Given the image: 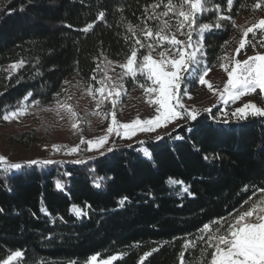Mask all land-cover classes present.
Instances as JSON below:
<instances>
[{"label":"trees","instance_id":"trees-1","mask_svg":"<svg viewBox=\"0 0 264 264\" xmlns=\"http://www.w3.org/2000/svg\"><path fill=\"white\" fill-rule=\"evenodd\" d=\"M255 2L233 0L229 12L227 0H204L195 20L214 25L224 15L236 24L242 15L264 14L251 10ZM165 3L0 0V122L24 101L56 102L70 81L91 84L105 57L125 61L132 45L125 39L127 26L155 29L159 21L149 17L164 11ZM170 15L163 19L172 25L176 17ZM220 23L204 33L212 67L222 62L218 57L231 40L241 37L229 20ZM88 24L93 27L83 31ZM143 54L140 49L138 59ZM256 94L264 107V93ZM37 138L27 132L19 141L29 146ZM110 148L77 160L82 163L20 162V169L10 170L0 164V264L16 251L22 256L12 264H84L97 254L119 257L113 264H179L182 250L185 264H197L201 250L206 258L211 253L200 239L208 235L205 225L224 228L264 196V116L237 120L214 107L161 139ZM187 241L195 247L183 249Z\"/></svg>","mask_w":264,"mask_h":264},{"label":"snow or ice","instance_id":"snow-or-ice-1","mask_svg":"<svg viewBox=\"0 0 264 264\" xmlns=\"http://www.w3.org/2000/svg\"><path fill=\"white\" fill-rule=\"evenodd\" d=\"M227 4L228 11L230 12L233 0H227ZM151 7L156 9L160 5L153 4ZM163 7L164 11L159 14L154 12L149 17V19L159 21L155 29L146 26L140 28L138 32L137 28L131 24L127 26L130 36H126L125 39H132V45L130 46L129 53L125 57V62L109 68L108 66L113 65V62L107 61L105 57L106 64L103 69V76L98 81L100 87L94 88V85L90 84L85 89L87 94L96 102L97 109L100 108V105L105 100L110 103L113 111L104 114L105 119L109 117L111 119V126L107 128V133L115 132L116 135H123L130 138L137 132H154L156 129L166 127L167 124L177 119L187 118L192 121L197 120L201 110L196 107L188 108L182 103L181 85L189 76L193 77L200 85H206L224 103L238 101L245 95L256 93L257 90L260 93H264V54L260 52H256L254 55L247 56L246 59L242 60L229 57L228 55L218 57V60L222 61L219 67L227 74V81L222 91L214 89L212 83L205 79L211 71V68L206 63H202V60L198 58V56L203 55L204 33L205 31H211L213 27L216 29L221 28L220 21L222 20H229L234 28L237 27L235 20L231 16L218 15L214 25L204 23L197 26L195 18L205 10L203 0H178L176 4L173 3V0H167V3ZM258 9H264V0H256L252 5V11ZM215 10L219 11L218 5ZM145 11L147 12V8H145ZM170 13L177 18L174 25L175 31H172V25L163 19L164 17H169ZM103 15L102 12L99 13L101 19ZM92 27V24H88L83 31L87 32ZM185 28L187 29L186 31ZM194 29L198 30L199 36L195 42L192 40ZM239 30L242 38L238 41V47L235 49L236 56L248 44L254 49L257 47V43L249 41L247 38L250 33L255 37L257 30L260 31L261 37H264V19H259L252 23L251 26L240 27ZM177 35L184 36L185 39L180 40L177 38ZM227 43L225 42V46ZM259 46L264 47V39L259 41ZM140 49H145V54L138 59ZM154 52L158 58H154ZM22 64L23 61L20 62V66ZM11 67L16 68L18 65H12ZM116 67H119L121 71L117 73ZM96 71H101L100 64H97ZM109 71L113 75H109ZM138 76L142 77L145 82L140 83L137 81ZM126 77L139 84V87L147 95V102L149 104L157 106L155 109L157 114L154 117L145 120L137 117L130 123L118 124L114 110L119 98L127 94V90L123 84V80ZM91 80L96 81V76L93 75ZM65 83L68 82L66 81ZM65 92H67L66 89ZM97 93L99 94V99L97 98ZM153 94H155L154 99L152 98ZM28 95L30 96L31 93ZM183 95L187 96L188 99H192L187 90L183 92ZM57 97H59V93ZM70 99V96H66L65 101L57 98L54 111L58 116L60 111H65L70 118L76 119L78 118V114L73 106L66 102ZM33 103L34 105H39L40 101H34ZM49 110L53 111V109ZM203 111L211 113L212 108H205ZM27 114V108L24 106L17 108L15 111L5 113L2 119L11 122ZM100 114L99 111L89 113V115ZM249 115L264 116V107H258L254 103H245L242 107H237L231 113V116L237 120L247 119ZM224 122L227 123L228 121L225 120ZM78 127V124H72L73 129H78ZM180 138L177 137V139ZM157 139H161V137L157 136ZM107 140L108 136L105 135L95 141H85L81 138L80 142L99 148ZM52 147L54 150L59 151L61 147L66 146L53 145ZM78 150L79 146L77 145L69 149L68 154L75 153ZM109 151H111V148H109ZM144 154L146 156L151 155L147 150H144ZM82 162L76 161V163ZM28 163L31 165H47L54 163V161L32 160ZM0 164L6 166L5 170L20 169L22 167L20 163H11L7 157L2 155H0ZM172 183L182 182L172 181ZM57 187L59 188L61 185L58 183ZM261 193L264 194V189L261 190ZM73 210L79 214L78 209L74 208ZM203 232L208 233V235L205 238L202 234L200 239L204 241L206 249H211V253L206 258L205 250H201V257L197 264H205V260L207 264H264V196L257 203H253L247 210L235 216L231 222L227 223L226 227H217L213 231L211 226L205 225ZM190 247H195L191 241H187L183 245V249L185 250ZM153 251H157V249H153ZM148 255H151V253H146L145 258ZM20 256H22V253L19 251L11 253L3 261V264H12ZM117 259L119 257L112 256L106 260L99 261L98 256L94 255L85 264H113V261ZM178 260L179 264H185L183 250ZM141 264H143V261H141Z\"/></svg>","mask_w":264,"mask_h":264},{"label":"rangeland","instance_id":"rangeland-1","mask_svg":"<svg viewBox=\"0 0 264 264\" xmlns=\"http://www.w3.org/2000/svg\"><path fill=\"white\" fill-rule=\"evenodd\" d=\"M170 17L175 18L173 15H170ZM259 19H264V14L254 12L242 15L236 22V28L239 30L240 27L251 26L252 23L258 21ZM166 21L170 24L171 19H166ZM175 22L176 21L173 22V26L175 25ZM200 24L202 23L196 22L197 26ZM186 30L187 29L185 28V31ZM172 31H175V27H172ZM177 38L180 40L185 39L184 36L180 35H177ZM198 38V30L194 29L192 34L193 42H195ZM241 38L242 36L239 39H237V36H235L231 40L225 55L242 60L246 59L247 56L254 55L256 52L264 54V47L259 46V41L264 39V37H261L260 31L257 30L255 37H253L250 33L247 38V40L257 43V47L254 49L250 44H248L246 45V48L241 50V53L236 56L235 49L238 47V41ZM165 46L167 45L165 44ZM204 50L205 44L203 37V55L198 56V58L202 60V63H206ZM153 56L154 58H158L155 52L153 53ZM107 61L113 62V65L108 66L109 68L125 62L113 59H107ZM105 64L106 60H104L101 64V71H98V75H95L97 80L91 83L94 85V88L100 87L98 81L103 76ZM209 67L211 68V71L208 73L205 79L212 83L214 89L222 91L224 84L227 81V74L219 66ZM120 71L121 69L116 67V72L118 73ZM109 75H113V73L109 71ZM137 81L140 83L145 82L140 76L137 77ZM123 84L125 85L127 94L122 95L119 98L114 110L115 118L118 124L130 123L137 117L141 120L149 119L157 114L155 111L157 106L147 102V95L139 87L138 83L126 77L123 80ZM87 86L88 85H80L77 81H70L67 87V92L59 97L61 101H65L66 96L71 97V99L67 100L66 102L70 103L78 114V118L76 119L70 118L65 111H60L58 116L54 111L56 108V102L49 105H34V103H29L27 101L22 102L17 108L26 106L28 112L27 115L21 116L19 119L12 120L11 122H0V155L7 157L8 161L11 163L29 162L32 160L77 161L88 156L90 153L102 151L104 148L134 143L143 140L145 137H161L188 120L187 118L177 119L176 121L167 124L166 127H160L156 129L154 132H137L130 138H127L123 135H116L115 132L107 133V128L111 126V119L110 117L105 119L104 114L110 113L113 111V109L107 100H105L100 105V108L97 109L96 102L93 101L92 97L85 91ZM185 90H187V92L191 95L192 99H188L187 96L183 95ZM256 93L245 95L241 97L240 100L235 102L228 101L227 103H224L217 94H215L213 91H210L206 85H200L191 76H189L181 85V95L183 97L182 103H184L188 108L196 107L197 109H200V113L203 112V109L205 108L220 107L222 114L226 115L235 111L237 107H242L245 103H254L258 107H261L257 101L258 98ZM105 95H107V93H105ZM97 98H100L98 93ZM152 98H155V94L152 95ZM17 108L11 111H15ZM49 109H53V111H50ZM93 111H99L101 114L89 115V113ZM73 123L78 124V129L72 128ZM27 132H35L38 137L37 140L29 146H26L19 141L20 135ZM105 135L108 136V140L102 147L99 148H95L87 143L82 144L80 142L81 138H83L85 141H95ZM53 145H61L66 147H61L59 151H56L53 149ZM77 145L79 146V150L75 153L68 154L69 149L76 147ZM97 256L99 261L108 259L102 258L98 254Z\"/></svg>","mask_w":264,"mask_h":264}]
</instances>
